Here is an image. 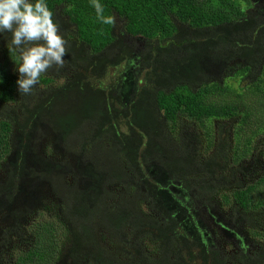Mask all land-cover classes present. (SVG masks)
<instances>
[{
  "label": "trees",
  "instance_id": "16d2710c",
  "mask_svg": "<svg viewBox=\"0 0 264 264\" xmlns=\"http://www.w3.org/2000/svg\"><path fill=\"white\" fill-rule=\"evenodd\" d=\"M260 1L100 0L113 26L96 19L90 0H48L67 53L64 65H53L27 94L16 84L11 34L0 36V214L6 217L0 262L235 264L203 231L205 214L213 221L220 214L229 234L250 243L239 248L237 264H264ZM126 36L148 40L137 56L143 73L137 78L130 79L127 63L136 55ZM225 67L236 70V90L233 81L215 78ZM112 68L118 74L106 84ZM248 93L256 108L241 110L235 100ZM39 124L78 145L72 176L79 184L58 195L55 217L42 208L33 212L41 196L31 190L43 182L63 185L53 167H42L49 157H37ZM251 168L260 173L241 186L239 176ZM172 178L183 193L172 183L164 192ZM112 185L122 191L116 198L108 196ZM213 200L220 213L210 212Z\"/></svg>",
  "mask_w": 264,
  "mask_h": 264
},
{
  "label": "rangeland",
  "instance_id": "374dc122",
  "mask_svg": "<svg viewBox=\"0 0 264 264\" xmlns=\"http://www.w3.org/2000/svg\"><path fill=\"white\" fill-rule=\"evenodd\" d=\"M251 1L254 4H260L262 2L260 0H251ZM259 15L262 16L264 14H259ZM182 27L188 28L187 25H182ZM125 41L128 43V45L130 47L133 48V52L136 54V57L134 56L135 58H133V59L132 58L130 59V57H129V60L127 63L128 66L131 65L130 67H135V70L131 71V74H130L131 78L130 79L135 78V77L137 78L139 75L143 74V73L137 72L138 62H139L137 56H138V54L141 55L140 52H142L144 50L143 48L145 47V44L148 40L145 38H141V37H137V38L133 39V37L126 36ZM128 66H126V67H128ZM217 68H218V65H216V64H212L210 66L211 71H214ZM13 70L16 74H18L16 72L15 68ZM143 70H146V69L143 68ZM235 72H236V70L232 69L231 67H229V68L225 67L216 74L215 78L221 80V82L223 84L224 83L229 84L233 81L234 85L232 87L234 90H236L237 85H236V81H234L236 79V77H234ZM117 74H118L117 68L110 69V71L104 76L103 82L106 84L111 83V79H115ZM64 78L65 77H62V78H60V80H64ZM232 87H230V89L228 91H232ZM213 99L216 100V98H213ZM243 99L244 100H238V101L235 100V103L239 104V107L241 110L246 109L247 111H249L250 109L256 108V100L254 99V96H252L248 93L247 95H245V97H243ZM257 112H258V109H257ZM218 122H220V121H218ZM218 122H216V124ZM188 123L186 121L182 124L184 129L189 128V126L187 125ZM220 124H222V123H220ZM227 125H228L227 122L223 123V133H222V137H221L223 141L226 138V130L228 128ZM252 125L257 126V124H255V123L251 124V126ZM37 128L39 129V131L34 136L38 137L40 139V142H41V144H39L41 146H40V151H39L37 157L39 156V157L44 158V155L49 157V158H45V159L41 160L42 167L43 166L44 167H50V166L53 167V171L56 172L57 174H59L58 176L62 177L63 185L60 187H54L52 182L51 183H48V182L42 183L41 182L42 184L37 186L40 182L36 183L35 186H37V187H35L33 190H31V192L33 194L38 193L39 196H41V198L39 199V201H36L37 204H36L33 212H36L40 208H42L43 214L45 217H48V216L55 217L59 213L58 209H57V206L60 204L58 195H64L65 191H69L68 187H67L68 185L74 186V185L79 184L77 179L74 176H72L73 175L72 168L77 163L76 159L74 157L77 156L78 145H76L75 140L68 141L65 143L61 142L59 139L56 138V136L53 135L52 129L49 125L39 124V126ZM258 137H260V136H258ZM258 137L255 139H258ZM104 143L106 146H108V144H107L108 141H104ZM241 161H242V163L247 165L251 161V158H243L242 157L239 160V162H241ZM2 169H3V166L0 167V177H1V172H3ZM42 169H44V168H42ZM261 171H264V169ZM255 173L259 174L260 171L258 172L257 170H253L252 168L247 169V171H245L244 174L239 176L240 185L244 186V185H247L249 183H253L256 180V178H255L256 174ZM54 189H56V191L58 193H55ZM162 190H164V189H162ZM40 191H43V194L40 193ZM165 191L166 190H164V192ZM164 192L162 191L161 194L163 195ZM120 194H122L120 187H116L115 185H112L109 187V189H108V196L109 197L116 198V196H118ZM258 194L264 198V185L259 188ZM213 202H214L213 203L214 205H212L209 208L210 212L216 213V211H217V213L218 212L220 213V211L218 210V207H217L218 204L215 203V200H213ZM110 205H113V204H110ZM140 210L142 212L145 211V209H140ZM144 214H148V213H144ZM225 214L228 215V212L226 210H225ZM220 216H222V215L219 214V216H217V219L215 221H213L214 217L210 219L207 217V214H205L207 222H206V230L204 227L203 231L207 232V235L210 238L209 242L211 244H213L214 247L219 248L224 254L231 256L232 260H234V263L237 264L239 262L235 258H236V255L238 253L239 248L245 247L246 249H248L249 247H251L250 243L245 242V239L238 232H235L232 230L233 234H229V233H232L230 231L231 229L223 222V220ZM30 217H36V215L32 214V215H30ZM5 221H6V217L4 216V214H0V233L2 232V230H4L5 223H6ZM259 222H260V220H257V223H259ZM260 245H261V243H260ZM5 249H6V245L4 246L3 243L0 242V255H1V251L5 250ZM0 264H4V263L0 262Z\"/></svg>",
  "mask_w": 264,
  "mask_h": 264
},
{
  "label": "clouds",
  "instance_id": "9594fccd",
  "mask_svg": "<svg viewBox=\"0 0 264 264\" xmlns=\"http://www.w3.org/2000/svg\"><path fill=\"white\" fill-rule=\"evenodd\" d=\"M90 4L101 24L115 25L113 15H104L100 0H90ZM53 17L48 0H0V36L10 33L8 48L18 54L15 70L19 92L30 93L48 69L64 65L67 41ZM130 69L134 71L135 67ZM166 186L168 191L169 185ZM172 190L179 192L175 187Z\"/></svg>",
  "mask_w": 264,
  "mask_h": 264
},
{
  "label": "flooded vegetation",
  "instance_id": "af4514ba",
  "mask_svg": "<svg viewBox=\"0 0 264 264\" xmlns=\"http://www.w3.org/2000/svg\"><path fill=\"white\" fill-rule=\"evenodd\" d=\"M133 39H135V38H133ZM132 55H136V54L133 52ZM168 183H172V184H174L175 186H178V188H179V192H180V193H183V192L185 191L184 189H182V188L179 186V185H180V181H177V180L174 179V178L168 180L167 184H168ZM168 185H169V184H168Z\"/></svg>",
  "mask_w": 264,
  "mask_h": 264
}]
</instances>
